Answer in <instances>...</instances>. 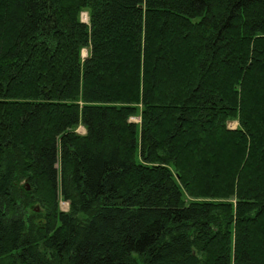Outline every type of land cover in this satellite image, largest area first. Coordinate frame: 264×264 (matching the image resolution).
Here are the masks:
<instances>
[{
  "label": "trees",
  "instance_id": "1",
  "mask_svg": "<svg viewBox=\"0 0 264 264\" xmlns=\"http://www.w3.org/2000/svg\"><path fill=\"white\" fill-rule=\"evenodd\" d=\"M0 264H264V0H0Z\"/></svg>",
  "mask_w": 264,
  "mask_h": 264
},
{
  "label": "rangeland",
  "instance_id": "2",
  "mask_svg": "<svg viewBox=\"0 0 264 264\" xmlns=\"http://www.w3.org/2000/svg\"><path fill=\"white\" fill-rule=\"evenodd\" d=\"M88 19H89L88 13L86 11H84L82 13V20L86 22V21H88ZM86 55H87V49H83V56H86ZM131 120L136 121V122H139L140 121V118L137 117V116H134V117L131 118ZM238 123L239 122L236 119H232V120H230V122L228 123V125H229L230 128H235V127L238 126ZM77 131L79 133H85L86 132V129L83 126L80 125L77 128ZM60 208L62 210H64V211L68 210L69 203L67 201L61 200L60 201ZM32 209L34 211H36V212H40V207L38 205H35L34 208H32Z\"/></svg>",
  "mask_w": 264,
  "mask_h": 264
}]
</instances>
